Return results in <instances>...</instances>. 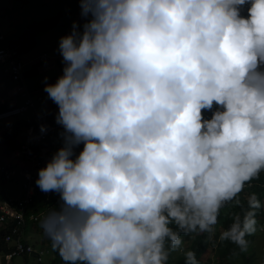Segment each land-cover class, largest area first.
<instances>
[{
    "label": "clouds",
    "instance_id": "9594fccd",
    "mask_svg": "<svg viewBox=\"0 0 264 264\" xmlns=\"http://www.w3.org/2000/svg\"><path fill=\"white\" fill-rule=\"evenodd\" d=\"M78 2L44 85L63 128L35 181L59 194L40 222L52 249L63 264H169L235 202L219 239L246 251L264 208L237 200L264 173V0Z\"/></svg>",
    "mask_w": 264,
    "mask_h": 264
},
{
    "label": "rangeland",
    "instance_id": "374dc122",
    "mask_svg": "<svg viewBox=\"0 0 264 264\" xmlns=\"http://www.w3.org/2000/svg\"><path fill=\"white\" fill-rule=\"evenodd\" d=\"M58 14L65 15L60 18L57 25H53L52 27L41 31L37 36L35 45L29 49L30 56H35L42 50H47L49 56L46 61H43L44 64H47L45 65L47 67L34 75H26L24 77V84L26 86L32 81L42 82L44 81L45 77L49 78V83L53 84L57 78L61 76L60 66L54 62L53 66L48 67L50 65L49 62L56 60L57 54L60 55L58 48L59 39L60 37L65 36V32H67L66 34L70 33L73 21H76L78 24L83 23L80 15V5L78 0H28L24 5L20 4L16 0L0 1V30L6 37L14 35L25 24L29 25L41 20L55 19ZM19 58L23 62V69L27 68V51L20 54ZM60 58H62V56ZM60 58L58 60H60ZM62 66H64L63 63ZM7 92L8 95L12 93L11 90H8ZM41 96H43V101L48 105V95L44 90L41 91ZM11 97H13V95ZM32 97L35 98L36 96L32 95ZM53 108H56V105L52 104L49 110ZM45 111L46 109L43 108V104L41 102H35L34 107L29 108L27 112L20 116L28 115L29 113L31 115H34L35 113L42 115L41 113H44ZM46 114H43L42 116H45ZM62 131L63 128L60 126L57 127L56 131L53 132L52 135H50L51 137H57L59 139L58 143L52 142V138H50V140H46L44 143L39 145L42 148H46V151L44 150L45 152L41 156V158L45 161H49L56 150L62 146V141L59 135ZM21 135L24 134L21 133ZM11 157L14 158V155ZM11 160L9 154L8 158L5 157L4 159L0 160V162L6 163L9 166ZM25 166H27V164ZM11 167L16 168L13 164H11ZM14 170L16 173H18L17 169ZM20 182L21 178L19 177V182L8 181L5 182L4 185H0V195L11 197L14 200L21 199L23 197V190L21 189ZM24 233L25 236H23V239L26 241L31 240L30 242L35 246H48L49 252L44 253L41 264L48 263L52 256H54L55 252L51 248L50 241L47 236L44 235L42 229L32 224L30 225L29 231H27L26 226ZM231 244V242L221 241L218 238V242L214 247L213 254L210 255V257L215 258V254L218 252L228 251ZM188 251H190L189 242L183 241L182 245L173 251L170 256L172 259H175L179 255H185V253ZM246 251H248V253H252L249 264H264V226L261 228L259 225L257 226L256 232L251 235V241L249 242ZM238 260H240L241 264H243L241 257H238ZM30 262L32 263V261ZM0 264L2 263L0 262ZM8 264L23 263L21 257H13Z\"/></svg>",
    "mask_w": 264,
    "mask_h": 264
},
{
    "label": "built area",
    "instance_id": "2783aa9c",
    "mask_svg": "<svg viewBox=\"0 0 264 264\" xmlns=\"http://www.w3.org/2000/svg\"><path fill=\"white\" fill-rule=\"evenodd\" d=\"M4 37L2 31H0V42L3 41ZM48 56V51H42L39 59L44 61L48 59ZM0 69L2 72L9 74L13 82V89L16 95H18L19 100L17 103L0 110V121L5 122V126L9 127L14 119L27 112L29 108L34 107V103L42 100V97L37 96L35 100L24 84L23 62L19 58V55H17L14 47L0 44ZM57 112L58 106L48 111L49 114L53 115ZM43 120L44 116L37 113L34 114L35 123L27 127L26 132L22 135L20 147L13 151L15 157H21L27 161V166L22 167L16 173L6 163L0 162V183L8 182L18 174L21 178L20 186L23 190V197L19 200L4 197L5 199L0 201V240L6 244V248L0 247V262L2 264H8L13 257H21L22 259L31 255L34 256L32 257L34 264H41L44 253L49 252L48 246H35L30 241L23 239L25 223L29 221L40 228L43 216L51 207L56 206L59 202L58 194L55 202L46 206L41 211L27 212L32 196L35 193V181L38 177L37 170L45 167L48 162L39 160L37 154L32 151L31 146L34 144L40 145L49 140V135L55 132L58 127L52 123L42 124ZM36 124H42L41 126L45 127V131L41 132V127L36 126ZM57 140V137H52L53 142ZM251 185L252 183L249 182L245 187ZM42 195L47 197L48 193L42 192ZM6 223L10 224V227L7 229L4 227ZM59 264H63V262L60 261Z\"/></svg>",
    "mask_w": 264,
    "mask_h": 264
},
{
    "label": "trees",
    "instance_id": "16d2710c",
    "mask_svg": "<svg viewBox=\"0 0 264 264\" xmlns=\"http://www.w3.org/2000/svg\"><path fill=\"white\" fill-rule=\"evenodd\" d=\"M20 4H25L28 0H16ZM246 7L244 15H246ZM65 14H58V16L55 19L50 20H41L38 22L31 23L29 25L25 24L23 25L14 35L9 37H4L3 41L0 42V44H4L6 46L14 47L17 51V55H20L26 51H28L32 46L35 45L36 39L38 34L41 31H44L53 25H57L58 21L62 16ZM40 60V59H39ZM43 61V60H40ZM62 62V60H61ZM63 63V62H62ZM27 75V68L23 69V77ZM0 81H9L12 83L11 78L9 74H6L2 72L0 69ZM16 98H18V95H16ZM53 105H56L54 102ZM8 104L6 102L0 104V110L4 109ZM57 106V105H56ZM25 113V112H24ZM211 115L210 112H205L204 116L205 118H209ZM55 116L56 115H48L46 114L44 116V120L42 124L52 123L55 125ZM34 116L30 117L27 115L20 116L16 119H14L9 127L4 126L0 130V160L4 159L10 151L17 150L20 147V144L22 142V135L25 131V129L30 125L34 124ZM42 124H36V126L41 127ZM83 145L81 144L77 151L82 150ZM32 151L39 153V147L37 145L31 146ZM11 163V161H10ZM12 164V163H11ZM18 170V169H17ZM10 181L12 182H19V176L15 178H12ZM252 185L245 187L244 190L239 194L237 197V200L240 201L241 204L246 205L247 197L255 193L259 199H261L262 203L264 202V173H262L258 178L251 181ZM5 182H1L0 185H4ZM49 195L47 197H44L42 195V191L39 189V187L35 183V193L34 196H32V200L30 202V207L28 208L27 212H39L43 208H45L47 205H51L56 197L58 196V193L54 192H48ZM5 199L3 195H0V201ZM240 211V208L237 206L235 202H231L226 204L220 211V215L218 218V223L215 226V231L213 234H198V233H192L189 235H183L181 236L182 241L189 242V248L190 251H193L196 253V258L200 262V264H241L240 260H238V257H241L243 260V264H249V260H251L252 253H248V251H241L236 245L231 244L230 248L226 252H218L215 254V258L210 257V255L213 254L214 247L216 246L218 242V238L224 230H226L232 223L233 217ZM257 221L258 225H261L262 222L264 224V209H260L257 211ZM29 221L25 223L27 225ZM29 225H27L28 228ZM5 229L10 227V224L6 223L4 225ZM246 239L248 240V244L251 241V235L247 236ZM50 241V240H49ZM51 245V242H50ZM0 247L6 248V244L0 240ZM52 248V247H51ZM54 256L50 259V261L46 264H59L61 259L56 251H54ZM207 254V255H206ZM32 257H23L22 263L28 264L27 261H32ZM185 262V255H179L175 259H172L171 256L169 258V264H184Z\"/></svg>",
    "mask_w": 264,
    "mask_h": 264
},
{
    "label": "crops",
    "instance_id": "0c3cea01",
    "mask_svg": "<svg viewBox=\"0 0 264 264\" xmlns=\"http://www.w3.org/2000/svg\"><path fill=\"white\" fill-rule=\"evenodd\" d=\"M1 1V0H0ZM1 31V30H0ZM3 33V32H2ZM67 32H65L66 34ZM4 34V33H3ZM30 50L27 51V76L29 75H34L36 73H38L40 70H43L45 67V65L47 64H44L43 61H40L39 60V55L42 51H47V50H42L40 53H38L37 55L35 56H30V53H29ZM61 56L59 54L56 55V60H52L50 63V65L48 67H51L54 65V62H56L59 66H60V74L62 75V69L64 66H62V58H60ZM60 58V60H58ZM46 61V60H44ZM56 82V81H55ZM54 82V83H55ZM45 83H48V84H52V83H49V78H47L45 80L44 78V81L42 82H38V81H32L30 82L29 84H27V89L28 91L31 93V95H35L36 97L37 96H41V91L44 90V85ZM8 90H11L12 93L10 95H8ZM13 95V97H11ZM36 97L34 98L36 100ZM42 97V100H39V101H36L38 103H42L43 104V108L46 109V111L44 113H41L42 115L43 114H48V115H53V114H49L47 111L49 110L50 106H52V103L53 101L48 97V105L46 102H44L43 100V96ZM19 100L18 98H16V93L13 89V86H12V83H10L9 81H0V104L1 103H4L6 102L9 106L12 105V104H15L17 103ZM7 105V106H8ZM57 107V106H56ZM39 114V113H38ZM57 114V113H56ZM55 114V115H56ZM24 116V115H23ZM27 116H34V115H31L30 113L27 115ZM5 126V122H0V130ZM27 128L25 129V131L22 133L24 134L26 132ZM53 133V132H52ZM52 133L50 135H52ZM49 135L50 138H52L51 136ZM50 140V139H49ZM53 142V141H52ZM59 142V139L57 141H55L54 143H58ZM34 145H37V147H39V153H36L37 154V157L39 160L41 161H45L44 159L41 158V156L43 155V153L46 151V148H42L40 147L38 144H34ZM41 145V144H40ZM41 149V150H40ZM45 150V151H44ZM13 151H10L8 153V155L6 156V158H8L9 154H10V160H11V163L16 167V168H13V169H18V171L20 169H22V167H24L26 164H27V161L21 157H15L12 158L11 156H13ZM47 162V161H46ZM11 163H9V167H11ZM37 174H38V170H37ZM38 178V177H37ZM49 195V193H48ZM5 197V196H4ZM55 202V201H54ZM53 202V203H54ZM52 203V204H53ZM48 206V205H47ZM29 225L28 228H27V231L30 230V225H32L30 222L27 224ZM25 225V228L26 226ZM24 228V230H25ZM24 230H23V236H25V233H24ZM29 236V235H27ZM31 241V240H30ZM43 246V245H41ZM28 264H34V261H32V263L30 262V260L27 261Z\"/></svg>",
    "mask_w": 264,
    "mask_h": 264
},
{
    "label": "bare ground",
    "instance_id": "6f19581e",
    "mask_svg": "<svg viewBox=\"0 0 264 264\" xmlns=\"http://www.w3.org/2000/svg\"><path fill=\"white\" fill-rule=\"evenodd\" d=\"M32 224V223H31Z\"/></svg>",
    "mask_w": 264,
    "mask_h": 264
}]
</instances>
